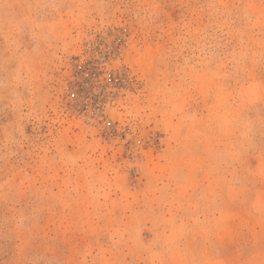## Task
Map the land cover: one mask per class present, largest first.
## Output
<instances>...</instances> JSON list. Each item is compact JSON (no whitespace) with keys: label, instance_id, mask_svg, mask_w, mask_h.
Wrapping results in <instances>:
<instances>
[{"label":"rangeland","instance_id":"1","mask_svg":"<svg viewBox=\"0 0 264 264\" xmlns=\"http://www.w3.org/2000/svg\"><path fill=\"white\" fill-rule=\"evenodd\" d=\"M0 264H264V0H0Z\"/></svg>","mask_w":264,"mask_h":264}]
</instances>
